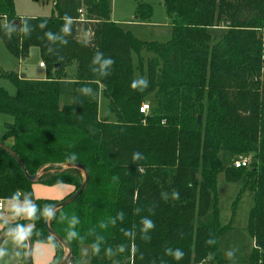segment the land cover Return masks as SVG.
Instances as JSON below:
<instances>
[{
  "label": "trees",
  "instance_id": "16d2710c",
  "mask_svg": "<svg viewBox=\"0 0 264 264\" xmlns=\"http://www.w3.org/2000/svg\"><path fill=\"white\" fill-rule=\"evenodd\" d=\"M53 1L52 15L30 16L15 13L13 0H0V37L8 49L24 58L37 47L53 74L29 79L0 72L15 86L13 95L0 87V113L13 118L0 142L12 139L7 146L28 174L48 163L86 168L84 190L48 220L71 249L66 264H79L81 241L90 243V264L220 261L217 238L229 226L218 220L220 171L252 191L251 261L263 264L264 0H160L172 27L166 41L122 30L110 19L112 0ZM151 14L150 4L137 1L131 21L149 22ZM142 51L152 54L145 69L132 62ZM106 59L112 63L104 65ZM141 80L143 86L133 87ZM100 92L113 121L98 117ZM62 95L69 102L61 104ZM144 102L147 114L139 112ZM241 154H250L246 172L228 167ZM59 168L46 166L35 182L69 184L73 192L82 172ZM33 183L0 148V199L30 204L28 217L3 222L0 232L22 228L32 242L53 243L48 264H57L63 247L43 219L59 200L35 198ZM176 250L183 253L179 259Z\"/></svg>",
  "mask_w": 264,
  "mask_h": 264
},
{
  "label": "rangeland",
  "instance_id": "374dc122",
  "mask_svg": "<svg viewBox=\"0 0 264 264\" xmlns=\"http://www.w3.org/2000/svg\"><path fill=\"white\" fill-rule=\"evenodd\" d=\"M137 1L145 2L151 5L152 14L149 22H132ZM14 11L19 15L30 16H48L55 13L53 0H13ZM111 21L115 22L122 30L130 31L141 40H158L166 41L171 38L172 27L169 24V18L165 8L160 0H112L111 4ZM263 37H264V30ZM79 39L85 40L83 35ZM133 66L141 65L145 69V61L152 57L151 53L142 51L138 60L136 54H132ZM40 53L37 47L30 46L24 58L16 57L7 47L5 41L0 37V72L17 73L29 79H44L49 74L47 67L40 66ZM138 70L134 69V76L138 75ZM0 87L10 95L15 94V86L8 77L0 74ZM70 96L62 95L60 102L67 103ZM148 103V102H144ZM108 99L100 92L98 95L97 114L101 119L108 121L114 120V115L109 109ZM12 116L0 113V136L3 135L5 125L11 123ZM11 138L5 139V144L9 145ZM84 154V153H83ZM240 157H250V154H241ZM236 156L234 159H238ZM235 161V160H234ZM233 161V162H234ZM233 162H228V167L233 166ZM40 166L39 168L43 167ZM248 168L244 169V172ZM244 175L240 178L242 179ZM245 178V176H244ZM41 187L48 185L36 182ZM242 184L239 181H228L225 179L222 171L218 172L215 180V188L218 205V220L221 226L229 225L217 238V249L220 255V261L203 264H254L251 260L253 252V241L247 228L248 213L253 204L252 191L249 189L242 190ZM100 184L96 185L94 190L97 191ZM47 189V188H43ZM49 189V188H48ZM44 190L41 194H44ZM54 197L41 195V197L54 198L61 200V193H52ZM3 202V199H0ZM14 205L12 210L26 216L30 211L29 202L25 199H10ZM11 206V205H10ZM8 206V207H10ZM7 211V209L5 210ZM90 243L81 241L77 246V259L79 264H90ZM65 250L63 249V254ZM231 253V255H228ZM116 264V262H114ZM256 264V263H255Z\"/></svg>",
  "mask_w": 264,
  "mask_h": 264
},
{
  "label": "crops",
  "instance_id": "0c3cea01",
  "mask_svg": "<svg viewBox=\"0 0 264 264\" xmlns=\"http://www.w3.org/2000/svg\"><path fill=\"white\" fill-rule=\"evenodd\" d=\"M85 39L87 34H82ZM42 67V66H41ZM4 133V132H3ZM1 137V136H0ZM38 183L34 182L31 185L32 194L35 198H47L41 197V195H46L49 197H54L52 193H61L62 198L70 194L73 190V186L65 183H59L54 185H48L46 187H41ZM47 188V189H43ZM49 188V189H48ZM44 190V194H41V191ZM19 195V193L17 194ZM53 200H58L54 198H48ZM12 200H3V208L0 210V230L2 229L3 222H13L18 218H26L29 216V213L24 216L19 212H14L12 210L13 202ZM11 205V206H10ZM30 205V204H29ZM10 206V207H8ZM7 209V211H5ZM26 249V241H25ZM55 253V245L51 242H33L32 250L30 256L31 264H48ZM24 244L22 239L18 234H11L6 236L0 242V264H24Z\"/></svg>",
  "mask_w": 264,
  "mask_h": 264
},
{
  "label": "water",
  "instance_id": "95a60500",
  "mask_svg": "<svg viewBox=\"0 0 264 264\" xmlns=\"http://www.w3.org/2000/svg\"><path fill=\"white\" fill-rule=\"evenodd\" d=\"M14 23H17V21H14ZM57 67V65H56ZM200 115H197V122L200 120ZM0 148H2L3 150L7 151L14 159L15 161L20 165V167L22 168V170L24 171L25 177L28 181L30 182H35L37 180V178L39 176H41L45 171H43V169L48 166V165H57L60 166V168L58 169V171H62L66 168H77L82 172V176H83V180L80 184V186L75 189L71 194H69L66 198L61 199L57 202H55L45 213L44 215V219H43V223H44V227L47 231V233L52 236L65 250V253L63 254L62 258L60 259V261L57 264H66L70 254H71V249L68 245V243L54 230H52L48 224V220L50 215L57 209L71 203L86 187L87 182H88V172L86 170V168L78 163V162H73V161H68V162H62L59 164H53V163H48L45 164L43 167L39 168L35 173L33 174H28L23 166L22 161L20 160V158L16 155V153L6 144L1 143L0 142ZM49 171H54V170H49ZM11 234H18V235H22L26 241V249H25V254H24V264H31L30 262V256H31V250H32V240L31 238L28 236L27 232L22 229V228H7L4 229L0 232V242L8 235Z\"/></svg>",
  "mask_w": 264,
  "mask_h": 264
},
{
  "label": "built area",
  "instance_id": "2783aa9c",
  "mask_svg": "<svg viewBox=\"0 0 264 264\" xmlns=\"http://www.w3.org/2000/svg\"><path fill=\"white\" fill-rule=\"evenodd\" d=\"M39 65L44 66L43 63H41V62H39ZM148 110H149V104L148 103H142L139 106V112L142 114H147ZM249 165H250V159L248 157H240L233 162V166L235 168H248ZM2 208H3V203L0 200V210H2Z\"/></svg>",
  "mask_w": 264,
  "mask_h": 264
},
{
  "label": "clouds",
  "instance_id": "9594fccd",
  "mask_svg": "<svg viewBox=\"0 0 264 264\" xmlns=\"http://www.w3.org/2000/svg\"><path fill=\"white\" fill-rule=\"evenodd\" d=\"M97 59H99V56L97 57ZM111 63H112V61L110 59H106L103 61L104 65H110ZM137 84H140L141 86H143L144 82H143V80L134 82L133 87H135ZM145 227L146 228L151 227V223L149 221H145ZM72 235H74V233H72ZM210 243H211V241H210ZM182 255H183V253L180 252L179 250H176L174 253L175 258H177V259H179ZM228 255H231V253H228Z\"/></svg>",
  "mask_w": 264,
  "mask_h": 264
}]
</instances>
